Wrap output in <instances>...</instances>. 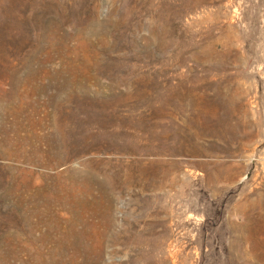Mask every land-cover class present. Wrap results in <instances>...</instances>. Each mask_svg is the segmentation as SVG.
Masks as SVG:
<instances>
[{
  "label": "rangeland",
  "instance_id": "374dc122",
  "mask_svg": "<svg viewBox=\"0 0 264 264\" xmlns=\"http://www.w3.org/2000/svg\"><path fill=\"white\" fill-rule=\"evenodd\" d=\"M0 264H264V0H0Z\"/></svg>",
  "mask_w": 264,
  "mask_h": 264
}]
</instances>
